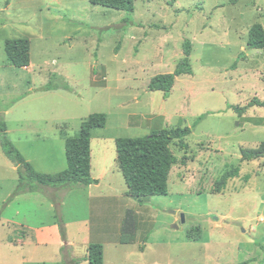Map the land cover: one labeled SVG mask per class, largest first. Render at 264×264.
<instances>
[{
    "label": "rangeland",
    "instance_id": "obj_1",
    "mask_svg": "<svg viewBox=\"0 0 264 264\" xmlns=\"http://www.w3.org/2000/svg\"><path fill=\"white\" fill-rule=\"evenodd\" d=\"M8 1L0 0V64L8 63L7 40L27 38L36 65L34 73L11 64L9 87L0 89V111L11 110L4 114L11 140L39 173L59 174L68 168L61 136L77 137L91 121L93 177L102 180L100 190L68 194L58 214L48 200L49 209L28 202L8 216L26 218L33 229L54 218L83 220L88 207L101 211L87 197L103 196L111 201L106 213L122 209L121 222L117 216L118 225L92 242L104 246L107 264H264V158L243 163L241 153L264 144V108L249 107L264 101V51H242L253 25L264 26V0H136L133 13L90 0ZM186 42L193 73L177 78L169 98L151 92L153 78L175 72ZM47 84L60 91H39ZM178 127L193 133L187 151L171 146L180 163L168 196L142 203L129 197L117 140ZM232 167L241 168L240 177L216 194ZM18 181L12 168L0 170V211ZM91 220L97 238L104 220ZM66 231L81 248L82 231ZM4 237L0 264H52L54 247L35 251Z\"/></svg>",
    "mask_w": 264,
    "mask_h": 264
},
{
    "label": "trees",
    "instance_id": "obj_2",
    "mask_svg": "<svg viewBox=\"0 0 264 264\" xmlns=\"http://www.w3.org/2000/svg\"><path fill=\"white\" fill-rule=\"evenodd\" d=\"M11 0L7 2V7ZM136 0H90L93 6H102L112 10L133 13ZM123 29V28H120ZM249 49L264 51V26L255 24L249 32ZM192 43L186 42L184 46V59L179 63L172 74L159 75L153 78L149 85L151 92H162L165 98H169L175 86L176 80L185 75H191ZM6 53L12 65L18 69L28 68L31 65V42L27 38L7 40ZM236 67H234L235 69ZM71 91L69 86L62 87ZM60 90L48 84L43 92ZM264 108V101L255 99L250 106ZM242 115L245 108L232 107ZM7 112V110H6ZM0 111V143L6 156L16 165L19 174V183L5 206L6 209L17 197L25 194L40 193L44 195L54 206L57 214L61 210L67 193L75 189L89 188L98 185L99 181L92 176V129L91 121L82 124L80 134L66 141V157L68 168L62 173L49 175L38 173L34 166L26 160L24 155L10 140L6 133L5 113ZM205 117L199 118L194 127ZM193 128L178 127L164 129L152 133L143 138H126L117 140V156L120 169L128 185L129 197L135 198L140 203L149 197L168 196L169 181L172 170L179 165V160L173 153L171 146L178 142L181 149L187 151L189 145L186 140L192 135ZM242 162H253L264 158V144L253 150H241ZM183 164L186 162L183 161ZM240 167H232L222 178L216 182L214 192L222 193L228 187L231 180L239 178ZM58 219V217H57ZM60 233L64 243H67L66 223L58 219ZM68 252V247L63 248ZM64 254V264H105V248L100 243H92L89 246L88 257L82 260H74L71 263Z\"/></svg>",
    "mask_w": 264,
    "mask_h": 264
},
{
    "label": "crops",
    "instance_id": "obj_3",
    "mask_svg": "<svg viewBox=\"0 0 264 264\" xmlns=\"http://www.w3.org/2000/svg\"><path fill=\"white\" fill-rule=\"evenodd\" d=\"M249 32H250V30H249ZM248 42H249V38L246 41V43L243 45V47H242L243 50L242 51H244V52L246 51V47H248ZM5 44H6V42H5ZM7 57H8V55H7ZM6 63L7 62L2 60V64H0V89H6V88L9 87L8 86L9 85V82H8L9 81L8 70L12 68V67H10L12 63H11L9 57H8V63L7 64ZM35 67H36V65L31 60V65L28 68H24V69H18L16 67H14V68L18 69V70H28V71L31 70L34 73H36V71H34ZM46 86H44V87H46ZM44 87L39 89V91H42V89ZM58 91H60V90L51 91V92H45V93H47V94L50 93L51 94V93H56ZM10 112H11V110H7V112L5 114L8 115ZM5 119H7V118L5 117ZM61 127H60V129H61ZM6 129H7L6 133H7L8 137L10 138L11 132L9 130V126H8L7 122H6ZM18 133H20V132H18ZM38 137H41V136H38ZM61 137L65 140V150H66V141H67V139H69V137L65 138L66 135L64 137L63 136H61ZM10 140H11V138H10ZM27 140H28V138H27ZM13 143L17 147L16 143L15 142H13ZM0 146H1L0 147V152L2 150V152L5 154L1 143H0ZM91 147H92V143H91ZM92 153H93V151H92ZM5 156H6V154H5ZM6 158L5 157H0V160H1V162H0V170H5V169H9L10 170V168H12V171L15 172V173L17 172V174H18V168L16 167V165L13 162H12L13 163V165H12V163H10L8 161L10 159L7 156H6ZM66 159H67V157H66ZM41 174H43V173H41ZM49 175H51V174H49ZM92 176H93V167H92ZM18 177H19V174H18ZM96 180L99 181L98 185H93V186H91L89 188L77 189L75 191H71V192L67 193L65 197H67L68 194L69 195L73 194L74 192H78V193L83 192V191H80V190H88V191L100 190L101 189L102 180H99V179H96ZM18 183H19V181H18ZM14 191L11 192V194L8 196L7 201L12 196ZM101 197L102 198H100V199L99 198H94L93 196L92 197L91 196L87 197V199L90 202H97L98 204H100V205H98V206L101 207L100 213H96L97 214L96 215L93 212L94 208H91V206H90V207H88V211H89L88 218H84L83 220H78L77 219L76 221L71 220V221L66 222V224H65L66 228L73 225L75 227L77 226L79 228V230L82 231V234L84 235V238L81 240L82 243H80V245H81L80 247L82 248L81 251H80L81 248L77 247V245H78L77 244V240H75L71 236L69 231L67 232V243L63 242V239H62V236H61V233H60L59 224H58V222H57V220L55 218L52 221H50L48 224L42 223V224H40L39 228L33 229L32 228V224H30L28 222H25V221H27L26 218L21 220V221L18 220L19 222H17L14 217L10 218V216H8L9 212L15 206H22V204L24 205V204H27L28 202H37L38 201L40 206H46V208L49 209V207H48L49 203H47L48 199L44 195L39 194V193L21 195V196L17 197L11 204H9L8 207L5 209V211H3V212L0 211V237L2 238V235L5 236L4 237V241H13V240H11V237H14V239L16 240V243H21L23 245V247H24V245L26 247H33V249L35 251L39 250V249L43 250L44 248H48V247H54L56 249V254L54 255V259L52 261L51 260L47 261V262H50L52 264H64V262L62 263V260H63L62 259V252L63 251L62 250H63L64 247H68V252L67 253L65 252V255H67L66 256L68 258L67 260H69L70 263L72 261H74V260L86 259L88 257L89 246L92 244V242L94 240H96V239L100 240L99 238H103V236L105 234L109 233L111 225H113L115 227L118 225L117 220H116L117 216L119 218V222H121V211H122V209H120V211L118 212L117 211V207L114 205V207L112 208V212L106 213L105 212V207H106L107 204L110 205L111 201H110L109 198H106V197H103V196H101ZM5 202H6V200H5ZM50 204H51V208L54 210V207H53L52 203H50ZM120 208H122V205H121ZM18 213L21 214V212H18ZM95 215H96L97 218L98 217L99 218L103 217V220H104V222H103L104 225H102V227L99 228L98 237L96 236L97 238H94L95 235H93V229H92L93 223H92V220H91V219L96 218ZM112 218H114L113 219L114 223L112 222ZM12 227L24 228L26 230L25 237H22V238L18 237V235L16 233V230H12ZM106 231H107V233H106ZM34 232H35V234H34ZM71 251H72V256H71ZM58 252H59V254H57ZM25 262L26 261H25V258H24L22 263L24 264ZM38 264H47V263H46V261H44V262H39ZM82 264H89V263L88 262H83ZM105 264H107L106 259H105Z\"/></svg>",
    "mask_w": 264,
    "mask_h": 264
},
{
    "label": "water",
    "instance_id": "obj_4",
    "mask_svg": "<svg viewBox=\"0 0 264 264\" xmlns=\"http://www.w3.org/2000/svg\"><path fill=\"white\" fill-rule=\"evenodd\" d=\"M186 222V217L185 215L182 216V223H185ZM176 228V227H175Z\"/></svg>",
    "mask_w": 264,
    "mask_h": 264
}]
</instances>
